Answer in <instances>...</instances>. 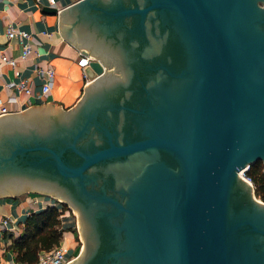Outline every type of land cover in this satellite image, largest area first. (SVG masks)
<instances>
[{
    "label": "water",
    "instance_id": "95a60500",
    "mask_svg": "<svg viewBox=\"0 0 264 264\" xmlns=\"http://www.w3.org/2000/svg\"><path fill=\"white\" fill-rule=\"evenodd\" d=\"M79 100L0 116V197L77 215L69 264H264V0H76Z\"/></svg>",
    "mask_w": 264,
    "mask_h": 264
},
{
    "label": "crops",
    "instance_id": "0c3cea01",
    "mask_svg": "<svg viewBox=\"0 0 264 264\" xmlns=\"http://www.w3.org/2000/svg\"><path fill=\"white\" fill-rule=\"evenodd\" d=\"M76 0H55L57 9L66 7ZM44 3L36 0H0V101L10 112V115L22 112L33 105L57 103L61 108L72 107L80 98L84 86L89 82L85 76L84 67L78 64L80 51L59 33V15L43 9ZM12 25L22 29L29 36L21 41L19 37L7 38L6 29ZM23 42L30 46V52L23 57ZM13 58L12 66L4 60ZM54 68V76L49 81L50 90L42 93V83L45 81L36 73V68ZM20 79L30 83V93L16 91L8 84ZM50 195L38 192H24L16 196L0 197V264H25L15 259V254L9 248L11 240L20 234L23 221L27 215L41 211L47 206L61 205ZM10 217L16 230L5 228L2 219ZM62 236L61 241L70 247L76 246L75 221L68 212L60 214Z\"/></svg>",
    "mask_w": 264,
    "mask_h": 264
},
{
    "label": "trees",
    "instance_id": "16d2710c",
    "mask_svg": "<svg viewBox=\"0 0 264 264\" xmlns=\"http://www.w3.org/2000/svg\"><path fill=\"white\" fill-rule=\"evenodd\" d=\"M247 174L255 184V195L264 201V173L260 160L252 163ZM61 210L67 208L60 203ZM57 205L47 206L45 209L31 213L23 221V228L19 235L13 237L9 248L15 254L18 262L33 264L37 261L42 250H48L57 244L62 236L60 214Z\"/></svg>",
    "mask_w": 264,
    "mask_h": 264
},
{
    "label": "built area",
    "instance_id": "2783aa9c",
    "mask_svg": "<svg viewBox=\"0 0 264 264\" xmlns=\"http://www.w3.org/2000/svg\"><path fill=\"white\" fill-rule=\"evenodd\" d=\"M37 3H44L48 4L50 6H54L55 0H36ZM6 36L7 38H14V37H19L21 41H24V38L29 36V33L25 30L22 29H15L12 27V25H8L6 29ZM23 52L22 56L25 57L29 54L30 52V46L27 42H23ZM93 59L91 55L88 54H83L80 52L79 54V59H78V64L83 68L85 67L88 62ZM4 60L8 62L10 65L14 66L15 65V60L13 58H5ZM36 73L45 79V81L42 83V93H47L50 90V85L49 81L53 78L54 76V68L50 65H48L45 68L38 67L36 68ZM10 87L15 89L16 91H23L24 93H30L31 88H30V83L27 79H20L15 82H11L8 84ZM10 112L7 106L0 101V115L5 114ZM249 166L245 167L240 174L242 178L247 181L255 190V184L253 182V179L251 176L247 174ZM258 198V197H257ZM60 211L67 212L66 209H63ZM2 223L5 228L10 227L9 229L11 231L16 230L15 227L12 224V219L10 217H4L2 219ZM10 225V226H8ZM81 247L76 245L74 248L70 249L69 246L64 244L61 240L53 245L50 249L48 250H42L39 255L38 259L35 263L33 264H69L79 253Z\"/></svg>",
    "mask_w": 264,
    "mask_h": 264
},
{
    "label": "rangeland",
    "instance_id": "374dc122",
    "mask_svg": "<svg viewBox=\"0 0 264 264\" xmlns=\"http://www.w3.org/2000/svg\"><path fill=\"white\" fill-rule=\"evenodd\" d=\"M50 197V199H55L54 197H52V196H49ZM57 201V200H56ZM72 210V209H71ZM69 214L71 215V216H73L74 217V221H75V224H76V226H77V215H75L74 213H73V210L72 211H70L69 212ZM76 229H78V226L76 227ZM75 232V234H77V230L76 231H74ZM76 245H78V246H80V247H82V241H81V239H80V233H79V230H78V237H76Z\"/></svg>",
    "mask_w": 264,
    "mask_h": 264
},
{
    "label": "flooded vegetation",
    "instance_id": "af4514ba",
    "mask_svg": "<svg viewBox=\"0 0 264 264\" xmlns=\"http://www.w3.org/2000/svg\"><path fill=\"white\" fill-rule=\"evenodd\" d=\"M83 92V91H82ZM82 95V94H81ZM81 97V96H80ZM66 109H68V108H66ZM54 197V196H53ZM55 198V200H57V202H59V203H64V204H66V206H67V208H65L66 210H67V212L69 213L70 211H72L71 209V207L68 205V203H66V202H64V201H62V200H60V199H57L56 197H54ZM77 227V226H76ZM76 227H75V231L77 230V234H76V236L78 237V229H76Z\"/></svg>",
    "mask_w": 264,
    "mask_h": 264
}]
</instances>
